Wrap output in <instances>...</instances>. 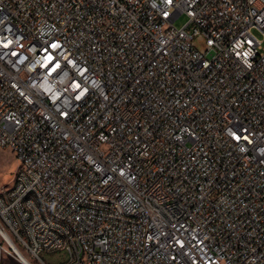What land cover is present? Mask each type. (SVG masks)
I'll use <instances>...</instances> for the list:
<instances>
[{"label": "built area", "instance_id": "2783aa9c", "mask_svg": "<svg viewBox=\"0 0 264 264\" xmlns=\"http://www.w3.org/2000/svg\"><path fill=\"white\" fill-rule=\"evenodd\" d=\"M255 31L264 0H0V262L264 264Z\"/></svg>", "mask_w": 264, "mask_h": 264}, {"label": "rangeland", "instance_id": "374dc122", "mask_svg": "<svg viewBox=\"0 0 264 264\" xmlns=\"http://www.w3.org/2000/svg\"><path fill=\"white\" fill-rule=\"evenodd\" d=\"M188 18L186 15L179 16L174 25L178 28L183 27ZM256 36L258 39L263 40V47H264V36L262 33L255 31ZM197 48L204 49L206 46L205 40H199L198 38L195 39ZM19 162L14 151L10 148H0V191L4 190L5 188L9 187L12 184L14 179L16 170L18 168ZM43 259L50 263V264H60L66 260H68L69 256L67 251L65 250H57L54 252H44L42 254ZM3 264H20L14 259H6Z\"/></svg>", "mask_w": 264, "mask_h": 264}, {"label": "bare ground", "instance_id": "6f19581e", "mask_svg": "<svg viewBox=\"0 0 264 264\" xmlns=\"http://www.w3.org/2000/svg\"><path fill=\"white\" fill-rule=\"evenodd\" d=\"M34 199V192H24V198L19 199V212H27L28 200ZM22 258L28 262L27 258L22 254V252L17 248ZM4 262H0L3 264Z\"/></svg>", "mask_w": 264, "mask_h": 264}]
</instances>
